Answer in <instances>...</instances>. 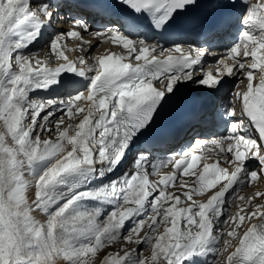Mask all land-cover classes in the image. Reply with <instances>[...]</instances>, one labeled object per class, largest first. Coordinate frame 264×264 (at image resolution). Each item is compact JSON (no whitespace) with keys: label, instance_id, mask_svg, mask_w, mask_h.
I'll list each match as a JSON object with an SVG mask.
<instances>
[{"label":"snow or ice","instance_id":"snow-or-ice-1","mask_svg":"<svg viewBox=\"0 0 264 264\" xmlns=\"http://www.w3.org/2000/svg\"><path fill=\"white\" fill-rule=\"evenodd\" d=\"M247 3L118 0L120 27H109L107 34L127 54L91 57L89 53L92 64L83 56L69 61L58 51V42L66 37L88 42L77 31H58L49 45L64 62L51 67L49 60L36 58L38 52L23 51L43 38L41 28L56 21L63 9L107 13L113 6L100 0H37L35 4L31 0H0V264H93L97 251L121 239L145 248H123L122 256L109 253L100 264H215L208 261L209 255L224 256L222 264H264V204L252 206L264 192L240 197L243 207H237L241 212L247 208L245 215L238 212L220 219L224 205L235 200V193L225 198L234 186L238 192L252 181H264V15L255 18L264 3L247 7L246 15L241 14L239 40L212 63L202 61L206 55L202 48L190 45L185 52L179 43L169 47L159 41L151 43L156 36L163 38L193 28L211 38ZM71 24L89 32L82 18L71 20ZM140 36L144 38L133 39ZM257 69L258 83L254 85ZM227 77L239 78L230 83ZM188 83L219 101L214 114L225 119L227 132L210 143L219 147L226 142L227 152L233 155L223 156L222 167L205 162L197 175L192 170L200 158L188 151L176 153L180 156L176 167L184 165L180 174L191 172L197 177L184 193L188 200L225 181L205 203L193 202L177 210L175 205L181 198L165 188L172 183L183 188L185 183L167 176L161 181L164 188L150 184L149 173L143 170L147 163L143 153L156 139L153 130L157 120L180 87ZM38 89L51 92L48 97L30 98L29 93ZM65 117L73 123L60 130ZM73 128L74 134L68 135ZM54 132L58 133L56 141L44 138L45 133L51 136ZM65 142L71 145L70 150ZM129 157L135 174L110 178L99 188L86 187L91 178L100 180L114 173ZM172 162L169 157L160 165ZM152 168L155 172L156 165ZM33 187L35 198L30 202L27 193ZM81 188L85 190L79 191ZM169 200L173 206L162 207L160 201ZM85 201L110 204L112 210L100 221L101 207L89 209ZM128 204L135 207L120 211ZM37 210L46 215V221L35 218ZM246 219L255 222L246 224L241 235L237 229ZM133 220L122 233L126 222ZM169 220L171 227L159 233L160 225ZM181 220L182 232L178 231ZM229 221L235 226L226 237L215 231ZM148 248L150 256H144Z\"/></svg>","mask_w":264,"mask_h":264},{"label":"rangeland","instance_id":"rangeland-1","mask_svg":"<svg viewBox=\"0 0 264 264\" xmlns=\"http://www.w3.org/2000/svg\"><path fill=\"white\" fill-rule=\"evenodd\" d=\"M102 42L98 45V47L96 48V49H94L95 47H96V45L98 44H94V42H91V44H93V46H92V48H91V50L89 51V53H90V55H91V57H93V54H94V52L96 53H101L100 52V48H109V47H112L113 45H108V43H107V38H104V39H102L101 40ZM47 45H49V43L47 44ZM47 45H46V47H43L42 49L43 50H40V51H38V55H37V59H40V60H42V58H46L47 60H48V58L49 57H52L53 58V56L54 57H56V54L55 53H53L52 51H51V49H50V45H49V47L47 48ZM68 45V44H67ZM63 47H66L65 45L63 46ZM87 47V46H86ZM73 48H74V45H72V52H73ZM62 50H65L64 48H62ZM89 53L88 54H86V62L87 63H93L94 61L92 60V59H89L88 57H89ZM100 55V54H99ZM82 55H80V57H81ZM79 57V58H80ZM32 63H33V66L35 65V61L33 60L32 61ZM14 68H15V65H14ZM18 70V69H17ZM239 77H236V79H235V81L238 79ZM234 81V82H235ZM57 115H59V114H57ZM83 114L81 113V116H82ZM65 121H66V123L65 124H62V125H60V130H63L65 127H67V123H73L72 121H68V119H67V117H65ZM0 123H2V122H0ZM75 123H78V120L77 121H75ZM74 131H75V129L73 128V129H69V132H68V135H73L74 134ZM57 135H58V133L57 132H54L51 136H49L47 133H45V135H44V138H46V139H49L50 141H56V138H57ZM66 146L68 147V150H70V146L71 145H67V143L65 142V148H66ZM131 166H133V164H130L129 166H128V168L126 169V170H124V172L122 173V175H120L119 177H123L124 176V174L125 173H127L128 174V176L130 177L132 174H133V167H131ZM130 171V172H129ZM253 182V183H252ZM251 183L252 184H250V185H248L240 194L241 195H238V197H236V199L234 200V202L228 207V210L226 211V215L224 216V217H222L221 218V220L223 221L224 219H226V217L228 216V215H236V213H238V212H240V214L241 215H245L246 214V212H247V208H245L244 209V211L243 212H241L240 211V208H238L237 210H236V208H237V204H240L242 207H243V202L240 200V197H248V196H246L245 194H242L246 189H248V188H250V189H252L253 187H255L256 185H257V181H252ZM101 185L100 184H96V183H94V184H92V185H89L87 188H90V189H95V188H99ZM250 189H248L249 191H251ZM35 189H34V187L31 189V192H33ZM85 190V189H84ZM81 191H83V190H81ZM261 192H263V190H260ZM31 197V196H30ZM260 198L261 197H259V198H257V199H255L254 201H253V205L252 206H254V205H257V202L260 200ZM186 202L187 201H185V204H186ZM89 209H91V208H93V207H101V209H102V212H104V213H102V215H101V217L100 218H98L100 221H103V219H105L106 218V213H108V212H110L111 210H112V205H110V204H105V205H101L99 202H97V201H85V202H83ZM170 204V203H169ZM165 206V205H164ZM169 205H166L165 206V208H167ZM128 206L127 205H123L122 207H121V209H120V211H123L125 208H127ZM179 208H181V207H179ZM36 213V214H35ZM35 214V215H34ZM149 213H147L146 214V216L148 215ZM33 215L34 216H39L40 218H39V220L41 221V222H44V221H46V219H47V217H46V215L44 214V213H40V212H38V210L36 211V212H34L33 213ZM141 219V218H140ZM183 221V220H182ZM131 221H129V222H126L127 224L125 225V228L124 229H122V233L123 232H126L127 231V228L130 226V225H128V224H131L130 223ZM134 222V221H133ZM150 222V221H149ZM247 222H249L247 219L244 221V222H242L241 223V226H240V228L239 229H237V232L240 234V233H242V231H243V229H244V226L247 224ZM162 226V227H161ZM171 227V221H169V223L167 224V225H163V224H161L160 225V227H159V229H158V231H159V233H163V231L162 230H164V227ZM181 226V227H180ZM235 225H234V222L233 221H229L228 222V224L227 225H225V224H220V225H218L217 227H216V229H215V231H217V232H221V233H223L224 234V236L226 237V234H227V231H229V230H231V227H234ZM143 229L141 230V235H143ZM178 231H184V223H182V225H181V221H180V225H179V229H178ZM231 239V238H230ZM236 243V241L235 240H233V244H235ZM220 247H222L223 246V244H222V241H221V244L219 245ZM123 248H128L129 250H131V249H133V248H137V249H144L145 248V246L144 245H136V244H127V243H125V241L123 240V239H121L119 242H115V243H113V244H111V245H105L102 249H100L99 251H97L96 253H95V255L94 256H92V260H93V264H100V259H102L104 256H106L107 254H109V253H111V254H113V256L115 257L116 255H123V251H121ZM232 249H229V251H231ZM150 253H151V249L150 248H148V250L147 251H143V255L144 256H150ZM207 259H208V261L209 262H215V264H222V262H223V260L225 259V257L224 256H219V255H217V256H212V255H209L208 257H207ZM63 262L61 261V264H62Z\"/></svg>","mask_w":264,"mask_h":264},{"label":"bare ground","instance_id":"bare-ground-1","mask_svg":"<svg viewBox=\"0 0 264 264\" xmlns=\"http://www.w3.org/2000/svg\"><path fill=\"white\" fill-rule=\"evenodd\" d=\"M37 2V0H31V3L32 4H35ZM252 4V3H251ZM250 4V5H251ZM45 29V31H47V32H49V29H50V27H49V25H46V27L44 28ZM63 29V28H62ZM95 30H97L96 28H90L89 29V32H81V36L83 37V39L84 40H86V41H89V43H85V44H83V45H79L78 46V42L76 41V40H79V39H73V38H69V40H72L71 41V43H69V45H67V43L66 44H64L66 47H65V50H62L60 47V43H58L59 44V50L58 51H62L63 53H64V55L67 57V59H69V57H72L74 54H73V52H74V50L75 49H77V48H79V49H87L86 51H85V56H83V57H86V54H88L89 53V51L91 50V48H92V46H93V44H91V42H95V41H98L97 43H99L100 41H99V38L100 37H98V36H95L94 38H91V36H92V34L91 33H94L95 32ZM50 33V32H49ZM53 33H50V35H52ZM45 40H46V38L44 39V40H42L41 42H39V43H37V44H32V45H29V47L27 48V49H24L23 51L25 52V53H27V52H34V51H36V50H41L43 47H45V45H44V43H45ZM111 40V39H110ZM96 43V44H97ZM95 44V45H96ZM63 45V44H62ZM63 45V46H64ZM72 45H74V48H73V52H72ZM94 45V46H95ZM87 46V47H86ZM93 46V47H94ZM98 46L96 45V47L94 48V49H96ZM107 51V49H103V48H100V52L101 53H95L94 52V54H93V57H96V56H100V55H106V54H109V53H107L106 52ZM103 52V53H102ZM100 54V55H99ZM15 55V54H14ZM14 55H13V59H14ZM69 56V57H68ZM46 58H43V60H45ZM87 63V62H86ZM33 64V63H32ZM91 64V63H90ZM35 66V65H34ZM13 67H14V64H13ZM256 72H258V69L257 70H255V73ZM258 82V80H257V78H256V75L254 74V77H253V84L255 85L256 83ZM194 84H191V83H188L187 85H182V86H184V87H187V88H190V86H193ZM241 87H243V86H241ZM39 93V89L38 90H35L34 92H32V93H29V96L30 97H32V96H36L37 94ZM83 114V113H82ZM69 147V146H68ZM68 147L66 146V150H68ZM70 148H71V146H70ZM249 167H255V165H252V164H249ZM113 179L114 177H109V178H107L106 179V176L105 177H103L102 179H100V180H97V179H94V178H91V183H88L87 185H86V187H88L89 185H92V184H94V183H96V184H100V185H102V184H106V183H108V180L109 179ZM257 181V185L255 186V187H253L252 189H250V188H248V189H250L251 191H249L248 189H246L242 194H245L246 196H250V195H253L255 192H257V191H260V190H263V192H264V181H261V180H256ZM164 185V184H163ZM234 189V190H233ZM233 189H231L232 190V193L235 191V187L233 188ZM79 191H81V190H84V188H81V189H78ZM62 191V190H61ZM34 193H35V190L33 191V192H31V189L29 190V192L27 193V195H28V198H29V201L31 202V200H33L34 198H35V196H34ZM169 193H172L173 194V196H179L180 198H181V203H178V204H176L175 205V208L177 209V210H179L180 208L179 207H188L189 205H191L190 204V202H186V204H185V199H183L182 198V196H180V193H179V191H177V192H174L173 190H171V191H169ZM154 195H157V193L156 194H154ZM239 195H241L240 193H239ZM31 196V197H30ZM211 196V195H210ZM210 196H208V198L210 197ZM207 198V199H208ZM152 199V197H149V200H151ZM205 198H198V200H196L197 202L196 203H205L206 201H207V199H206V201L205 202H203V200H204ZM227 199V198H226ZM257 204H264V197H261L260 198V200L257 202ZM169 205V207H171V206H173V201H171L170 202V204H168ZM128 207H131V206H133L134 207V205L133 204H128L127 205ZM227 206H230V204H225L224 205V214L220 217V219L222 218V217H224L225 215H226V211H227V209H226V207ZM255 206V205H254ZM238 209V207L236 208V210ZM102 213H104V212H102ZM36 214V213H35ZM34 214V215H35ZM35 218L36 219H38L39 220V216H35ZM141 217H135L134 219H140ZM198 219V218H197ZM170 221V220H169ZM255 222V220H253V221H249V222H247V224H251V223H254ZM182 223H184V221H182L181 220V225H182ZM128 225H130V224H128ZM179 225H180V223H179ZM179 225H178V229H179ZM162 227V226H161ZM167 227V226H166ZM181 227V226H180ZM244 230V229H243ZM163 231V230H162ZM243 232V231H242ZM241 235H242V233H240ZM236 244V243H235ZM232 250H234V248L232 249ZM231 250V251H232ZM63 264V263H62Z\"/></svg>","mask_w":264,"mask_h":264}]
</instances>
